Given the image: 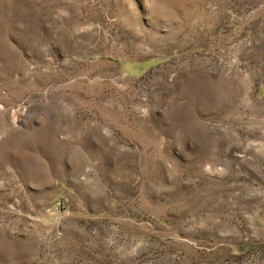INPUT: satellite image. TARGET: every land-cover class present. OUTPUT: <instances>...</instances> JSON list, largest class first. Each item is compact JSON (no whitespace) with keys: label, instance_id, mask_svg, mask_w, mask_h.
Segmentation results:
<instances>
[{"label":"rangeland","instance_id":"1","mask_svg":"<svg viewBox=\"0 0 264 264\" xmlns=\"http://www.w3.org/2000/svg\"><path fill=\"white\" fill-rule=\"evenodd\" d=\"M0 264H264V0H0Z\"/></svg>","mask_w":264,"mask_h":264}]
</instances>
